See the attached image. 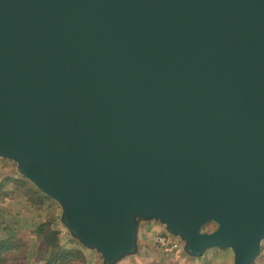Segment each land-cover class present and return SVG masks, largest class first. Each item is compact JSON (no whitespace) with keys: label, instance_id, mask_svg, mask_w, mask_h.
<instances>
[{"label":"water","instance_id":"water-1","mask_svg":"<svg viewBox=\"0 0 264 264\" xmlns=\"http://www.w3.org/2000/svg\"><path fill=\"white\" fill-rule=\"evenodd\" d=\"M0 159L101 264L147 223L253 264L264 0H0Z\"/></svg>","mask_w":264,"mask_h":264},{"label":"trees","instance_id":"trees-1","mask_svg":"<svg viewBox=\"0 0 264 264\" xmlns=\"http://www.w3.org/2000/svg\"><path fill=\"white\" fill-rule=\"evenodd\" d=\"M13 184V189L6 190V184ZM18 190L25 203L38 211L50 201L32 184L21 177L5 176L0 183L2 197ZM1 217V215H0ZM56 217L47 215L45 219L34 221L28 237L0 233V264H89L85 251L79 245L62 242L61 231L53 228ZM5 220L0 218V225ZM205 228L209 229L210 226ZM1 232V231H0ZM40 242V247L35 245Z\"/></svg>","mask_w":264,"mask_h":264},{"label":"rangeland","instance_id":"rangeland-1","mask_svg":"<svg viewBox=\"0 0 264 264\" xmlns=\"http://www.w3.org/2000/svg\"><path fill=\"white\" fill-rule=\"evenodd\" d=\"M5 176L21 177L16 170L15 163L6 159H0V183ZM13 188L14 187L11 182L9 184H6V190L8 192ZM2 194L3 193L0 192V218L5 220V224L0 225V233L2 237L9 234H17L26 238L31 231L32 222H34L35 220H43L45 219V216L50 215L56 217V220L53 222L52 226L54 229L61 231L62 242L66 244L70 243L72 245H79L70 237L67 229L62 224L60 220L61 209L53 200L50 199V201L45 203L42 209L38 211L37 209L25 203L24 199L20 197L18 190L14 193H9V196L7 197H2ZM150 227L157 230L160 228L162 230V227L158 226V224L156 223L151 224ZM205 227L204 229H207ZM151 246H153V243H151ZM35 247L39 248L40 242L37 243ZM83 250L86 252L89 264H96V262L100 264L99 260L94 261V257H92V255L88 253L89 251L87 252L84 248ZM203 256L206 258H211L216 264H231L233 257L230 250H218L215 248L207 250L203 254ZM253 264H264V242L262 244L261 255Z\"/></svg>","mask_w":264,"mask_h":264},{"label":"crops","instance_id":"crops-1","mask_svg":"<svg viewBox=\"0 0 264 264\" xmlns=\"http://www.w3.org/2000/svg\"><path fill=\"white\" fill-rule=\"evenodd\" d=\"M151 224L154 223H147L140 226L138 234V252L134 255L125 257L120 262H118V264H216L211 258H206L204 256L198 258H190L183 251V247L181 252L168 256L155 251L153 249V246H151L152 237L156 233L165 232L162 226V230L160 228L157 230L150 227ZM180 243L182 244V242ZM86 251L88 252V250ZM84 253L86 254V252ZM88 253L91 254L92 257H94V261L99 260L101 264V258L97 253L91 251H89ZM96 264L98 263L96 262Z\"/></svg>","mask_w":264,"mask_h":264},{"label":"built area","instance_id":"built-area-1","mask_svg":"<svg viewBox=\"0 0 264 264\" xmlns=\"http://www.w3.org/2000/svg\"><path fill=\"white\" fill-rule=\"evenodd\" d=\"M153 249L163 255H172L182 250V244L179 239L166 233H156L152 237Z\"/></svg>","mask_w":264,"mask_h":264}]
</instances>
